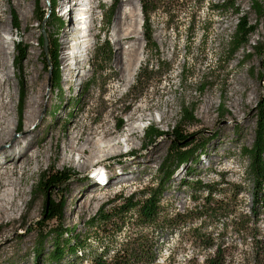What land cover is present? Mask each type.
Listing matches in <instances>:
<instances>
[{
    "label": "rangeland",
    "instance_id": "obj_1",
    "mask_svg": "<svg viewBox=\"0 0 264 264\" xmlns=\"http://www.w3.org/2000/svg\"><path fill=\"white\" fill-rule=\"evenodd\" d=\"M87 1L41 0L36 4L35 0H0V72L4 71L9 81V89L3 87L2 91L4 96H9L6 102L12 105L11 127H15L12 141L26 136V140L34 138L32 151L43 157L39 169L31 166L34 174L26 179L23 199L16 201L17 211L11 214L13 222L2 220L0 223V264H48L46 256L52 250L53 235L59 231L60 224L62 230L69 231L65 234L68 239L84 237L90 232L89 222L99 212L120 206L117 199L157 189L169 164L170 178L164 183L158 223L142 232L153 236L158 244L152 253L159 264H184L191 258L201 262L205 252L197 246L198 238L209 235L225 244L238 242L234 224L249 216L252 207L249 161L240 155V150L250 149L254 142L256 106L264 98V19H256L250 0H233L248 22L256 26L247 43L233 53L238 17L211 9L212 5L228 0L201 3L200 0H150L146 8H155V11L149 14L147 26L157 46L156 53L146 47L143 39L144 22L138 0H128L132 3L128 6L125 0H93L89 7ZM257 1L264 8V0ZM52 3L54 18L63 23L59 30L51 27V20L40 27L35 18L40 8L49 11ZM86 8L90 14L85 13ZM120 8L128 13L126 23L131 27L135 20L141 23L142 39L122 43L123 49L119 50L115 41L122 35L118 21ZM111 14L105 35L104 23ZM13 16L19 21V33L11 29ZM76 37L78 45L81 43L78 53L81 62L74 68L71 57L67 63L64 57L76 46ZM51 40H58L60 90L53 88L52 70L44 69L41 63L39 42L48 49ZM105 41L112 52L108 67L114 77L107 65L103 69L90 65L94 50ZM13 42H22L27 47L22 74L11 66L15 56ZM138 50L142 59L138 74L148 68L153 74L160 72L161 75H156L146 86H136L134 82L125 89L121 81L125 75L123 70ZM118 53L121 59H117ZM157 59L169 66L167 73L158 67ZM18 76L22 85L17 84ZM4 80L0 73V83ZM38 97L40 108L34 125L30 126L24 117L26 105L28 98ZM182 108L194 109L197 124L183 130L188 137L187 149L196 148V151L186 162L171 163L170 133L181 123ZM138 121H142L139 124L143 129L129 138L127 145L121 142L109 152L105 150L101 160L89 159L83 166V159L89 158L88 155L80 160L79 147L72 146L69 161H64L63 148L75 128L74 132L106 133L105 141H118ZM118 123H121L120 129ZM149 127L168 136L147 144L144 134ZM47 148L50 153L45 154ZM68 171L72 179L63 186L57 185L54 175ZM113 171L120 172L125 182L111 185V179L106 182L110 185L108 188L98 193L91 190L95 182L99 179L103 182L101 178ZM196 181L209 187L210 205L205 204L202 191L186 185ZM46 186L49 189L45 198ZM236 192L237 198L233 201L231 196ZM80 200L85 202L83 209L78 208ZM55 203L63 207L62 215L46 221L44 206ZM260 206L257 226L264 230V203ZM162 220L166 225L162 226ZM169 221L173 222L169 224ZM48 232L50 235L43 241ZM135 232L132 221L126 222L114 247ZM90 240L89 251H98L100 246ZM40 244L41 250L35 256V248ZM89 251L82 254L85 260ZM69 262L71 259L66 258L63 264Z\"/></svg>",
    "mask_w": 264,
    "mask_h": 264
},
{
    "label": "trees",
    "instance_id": "obj_2",
    "mask_svg": "<svg viewBox=\"0 0 264 264\" xmlns=\"http://www.w3.org/2000/svg\"><path fill=\"white\" fill-rule=\"evenodd\" d=\"M41 0H35L38 4ZM204 0H200V3ZM141 6V13L143 17V39L146 47L154 50L156 53L157 46L152 40V32L148 29L147 23L149 20V14L155 11V8L148 10L147 4L150 5V0H138ZM199 3V4H200ZM250 7L256 17V19H264L263 5L257 0H250ZM211 9L222 12L224 14H231L237 18L236 30L234 34V40L232 45V52H237L241 46L247 43L248 37L255 31L256 26H252L248 22L247 17L237 8L233 0H228L226 3H217L211 6ZM49 11L39 9L36 14V21L40 27L46 25L48 20L52 21L51 27L59 30L62 28L63 23L58 18H54V4L52 3L48 9ZM105 21V35H107L111 18ZM257 22V21H255ZM11 29L16 33L20 32V24L18 19L13 16ZM57 42L58 40H51L48 45V49L45 51L42 43L41 46V63L44 69L52 70L53 88L60 90V72L57 64ZM14 57L11 60V66L20 74L23 73L24 62L27 57V47L22 42H13ZM112 58V52L109 43H105L97 47L93 53V61L90 65H93L94 69H103V65L109 66V62ZM157 64L160 69H165L167 73L169 66L160 63L157 59ZM110 75L114 77L112 69L108 67ZM139 72V71H138ZM153 72L145 68L139 74H137L135 83L136 86H146L149 82L156 78ZM157 77V78H159ZM17 84L22 85L20 77L17 78ZM89 85L86 86L87 91ZM81 96V94H79ZM140 97V96H138ZM78 103V99L75 101ZM257 108V129L255 130V139L250 149L241 148L240 155L246 157L249 161L247 173L249 180L253 184L252 192V207L250 209L249 216H244L242 221L239 220L237 224H234V232L239 237L238 242H232L225 244L223 242H217L209 235H203L198 238L197 246L201 251L205 252L203 260L199 262L196 258L188 259L184 264H264V230L259 229L258 218L260 204L264 203V98L263 101L256 106ZM181 123L172 130L171 145L172 150L169 155L171 163L186 162L189 157L193 155L196 148L192 151L188 150L187 140L188 137L185 134L183 128L187 126H193L197 124L194 117L193 108H182L181 111ZM121 128V123H118V129ZM145 141L147 144L154 143L157 139H160L168 134H164L154 127H149L145 131ZM170 165V164H169ZM168 165L164 169L163 181L160 183L157 189L144 190L140 194H132L128 198L117 199L120 206H116L110 211L99 212L95 219L89 222L87 228L89 233L84 237H75L73 240L65 237L67 229L62 230L63 225L58 226V232L53 235L51 242L52 250L46 256V262L48 264H63L66 258H70L71 262L66 264H159L158 258L152 253L154 248H158V244L155 242L153 236H146L142 231L145 229L153 228L157 225L159 220L160 208L159 204L161 197L165 192L164 183L170 178V169ZM164 166H162L163 169ZM163 171V170H162ZM161 173V172H160ZM57 185L63 186L72 179L70 171L60 175H54ZM191 187H196V191H202L204 194V202L206 205H210L212 193L209 187L202 185L200 182L189 184ZM48 186L44 188L45 198L48 191ZM237 198V192L232 193L231 200L235 201ZM44 214L46 221H52L53 219H59L62 215L63 207L59 203L49 204L44 206ZM226 217L225 215H220ZM178 217L176 216L173 221L175 222ZM132 221V225L136 229L130 237H127L121 241V243L114 247L115 241L120 238V234L123 233L125 223ZM173 221H169L171 224ZM264 223V220H263ZM250 224V225H249ZM166 225L165 220H162V226ZM140 230V231H139ZM73 231V229H72ZM70 230V233L72 234ZM153 231V230H152ZM50 232L44 234L43 241L47 239ZM90 239L96 242L100 246L99 250L91 253ZM42 241V242H43ZM41 250V244L35 248L34 255H38ZM90 252L87 260L82 256L85 252ZM78 254L80 257H78ZM85 257V256H84ZM38 262V261H37ZM37 264V263H36Z\"/></svg>",
    "mask_w": 264,
    "mask_h": 264
},
{
    "label": "bare ground",
    "instance_id": "obj_3",
    "mask_svg": "<svg viewBox=\"0 0 264 264\" xmlns=\"http://www.w3.org/2000/svg\"><path fill=\"white\" fill-rule=\"evenodd\" d=\"M65 1V0H61ZM93 0H88L86 3V6L89 7V5L92 3ZM125 0V3L132 5L131 2ZM63 3V2H62ZM66 3V2H65ZM137 5V3L135 4ZM64 6V4H63ZM76 4H74L72 11L74 12V7ZM124 6V5H123ZM69 12V11H68ZM90 9L86 8L85 13L90 14ZM66 15V14H65ZM64 15V16H65ZM137 16V15H136ZM129 18V15L126 11L120 8L118 12V21L119 24H121V28L119 31H121V36L116 39L115 41V47L120 49H123V44L126 45L129 41H141L142 34H141V23H135L131 27L130 23H126V20ZM129 20V19H128ZM79 28V21L76 23V29ZM123 43V44H122ZM74 44L76 45L74 48H72L71 54H65V63L68 62V60L73 61L71 64V67L74 66V68L78 67L81 61H78L80 59V56H78L81 43L79 44V39L76 37L74 40ZM129 44V43H128ZM119 56L117 59H121L120 53H118ZM130 61V62H129ZM129 63L126 64V68L123 70L125 75L122 76L121 81L123 80V87L125 89H129L135 82L136 76L138 74V71L141 66V52L138 50L134 53L131 60L129 59ZM7 68V66L5 67ZM3 77L5 78L4 83H0V223L2 220H6L8 222H13L11 214H14L15 211H17L16 201H21L24 197V184L26 182V179L29 177H32L34 174L31 166L35 165L36 169H39L42 164V155L37 152H33V143L34 138H30L28 140L27 136L25 138H18L15 141H12L13 135L15 132V127H11V121L12 118L10 117V111H11V102H6V99L9 98L8 95L4 96L3 93V87L6 89H9V81L6 78V73L4 71L0 72ZM5 90V89H4ZM41 98H28V102L26 105V111H25V121H27L30 126L34 125V121L37 118V112L40 108ZM139 123H142V121H138V123L133 126H129L127 130H125L123 139L121 141H105L107 138L106 133L98 134L96 132H93L91 130H82L79 132H74L76 130H73L72 133L69 135V138L67 140V144H65L63 151H64V161H69L70 155H72L71 149L72 146H78L79 150V159H83L84 156H87L89 158L83 159L82 165H86L89 163V159H94V161L101 160L104 156H101L105 153V150H108L109 152L113 147H117L121 142L127 143L129 142V138L137 134L139 131L143 129V126ZM37 130V127L34 128V131ZM26 140V141H25ZM45 143V142H44ZM9 144V145H8ZM15 147L10 150V147ZM46 145V144H45ZM3 147V148H2ZM8 147V148H7ZM7 148V149H4ZM45 148V147H43ZM7 150V153H3L2 151ZM52 152V151H51ZM50 153V149H46L45 152ZM78 157V156H77ZM122 171V170H120ZM103 182L100 181V179L93 184V188L91 190H97V193L100 192V190H104L105 188H108L110 186L106 182H109L111 179H113L111 182V185L119 184L121 182H125L124 178H122L121 173H117L116 171H113V173L110 172V174L106 175L103 178H101ZM105 180V181H104ZM109 180V181H108ZM100 181V182H99ZM105 182V183H104ZM102 184H105L102 189ZM80 197H78L79 199ZM83 203H85L83 200H80L78 202V208L83 209ZM88 205V204H87Z\"/></svg>",
    "mask_w": 264,
    "mask_h": 264
},
{
    "label": "water",
    "instance_id": "obj_4",
    "mask_svg": "<svg viewBox=\"0 0 264 264\" xmlns=\"http://www.w3.org/2000/svg\"><path fill=\"white\" fill-rule=\"evenodd\" d=\"M47 50V48H45V51Z\"/></svg>",
    "mask_w": 264,
    "mask_h": 264
}]
</instances>
